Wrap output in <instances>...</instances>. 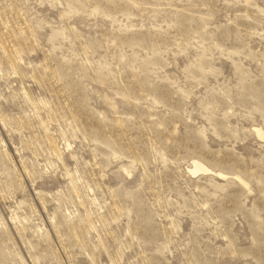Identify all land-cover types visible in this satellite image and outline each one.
<instances>
[{"label":"rangeland","instance_id":"374dc122","mask_svg":"<svg viewBox=\"0 0 264 264\" xmlns=\"http://www.w3.org/2000/svg\"><path fill=\"white\" fill-rule=\"evenodd\" d=\"M0 264H264V0H0Z\"/></svg>","mask_w":264,"mask_h":264},{"label":"bare ground","instance_id":"6f19581e","mask_svg":"<svg viewBox=\"0 0 264 264\" xmlns=\"http://www.w3.org/2000/svg\"><path fill=\"white\" fill-rule=\"evenodd\" d=\"M192 166H193V168L189 170V171H191V173H195L196 171H199V170L203 171L205 169V167L200 162H198L196 160H194L192 162ZM218 175L222 176L221 174H218Z\"/></svg>","mask_w":264,"mask_h":264}]
</instances>
